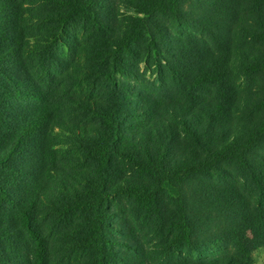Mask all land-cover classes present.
Listing matches in <instances>:
<instances>
[{"label":"trees","instance_id":"obj_1","mask_svg":"<svg viewBox=\"0 0 264 264\" xmlns=\"http://www.w3.org/2000/svg\"><path fill=\"white\" fill-rule=\"evenodd\" d=\"M108 1L48 0L52 11L39 20L50 36L36 44L21 0H0V264H52L42 210L55 226L83 213L72 249L91 253L92 264H116V246L127 244L114 238L115 202L126 213L129 203L138 215L146 210L177 264H256L264 247V0H117L121 14ZM79 21L94 36L81 77L109 86L100 100L61 87L70 65L59 46L75 47ZM142 63L168 74L180 96L169 102L171 119L141 133L148 108L138 112L125 83L141 79ZM66 111L99 127L71 123ZM59 130L92 168L73 192L58 172ZM175 136L190 148L169 160L164 146ZM123 164L156 179L125 177ZM192 181L205 204L199 211L184 195ZM172 189L167 228L159 196ZM216 221L220 235L202 244L197 234Z\"/></svg>","mask_w":264,"mask_h":264},{"label":"rangeland","instance_id":"obj_2","mask_svg":"<svg viewBox=\"0 0 264 264\" xmlns=\"http://www.w3.org/2000/svg\"><path fill=\"white\" fill-rule=\"evenodd\" d=\"M115 2L113 8L116 9L117 14L125 13V7L119 6L117 0H109L110 6L112 2ZM22 5L25 9V14L27 20L30 21L27 29L36 34L35 40L36 44L41 41L47 40L50 36V24L47 22H42L40 18H47V16L52 11V7L48 3V0H21ZM107 3V4H108ZM117 3V5H116ZM109 8H106V17H108L109 12H112L114 16L115 13ZM212 7H209L207 13L212 12ZM110 16V15H109ZM107 21H112V17L107 19ZM74 32L78 35V41L75 43V47L69 50L68 43L66 44L63 40V44L59 46V53L66 60L67 65H70L66 69L67 80L61 84L64 91H69L74 93L78 97H86L87 93L93 94V97L101 99L106 96L109 86L105 84L102 80L89 81L92 85L90 87L88 81L82 78L83 71L90 68L92 65L90 63V57L88 56L87 49L89 45L94 42V36L91 33L82 32L83 23ZM171 26V34L169 38H180L177 34V29L173 25ZM169 23V24H170ZM119 25V24H118ZM82 26V27H81ZM187 28V27H186ZM188 29H191L188 27ZM69 40V39H65ZM165 58H170L169 50L164 48ZM139 73L141 79L139 80H126V87H130V94L133 101L138 103V112H142L145 108H148V115L144 117V122L142 124L136 125V132H143L146 128L157 129L163 120L171 119L168 113L169 102H176L180 96L178 87L171 82L168 74H156L152 66L146 68L145 64L142 63L139 67ZM125 81V80H123ZM89 88H92L89 90ZM135 95V96H134ZM136 95H142L141 98H137ZM186 98H184V101ZM134 101V102H135ZM69 113L63 115V117L73 123L72 121H77L80 124L93 125L99 127V124L89 120L85 116L77 115L73 118L68 116ZM75 118L77 120H75ZM56 136L57 151L59 159L58 172L61 177L65 178L66 184H68V189L72 192L81 187V180L84 174L92 171L91 166L85 162V158L82 155V151L74 144H72V138L65 132L57 131ZM151 137V135H150ZM164 148H170V155H168L169 160H174L178 158L181 154H185L189 150V143L186 139L179 138L178 136L173 137L171 142H167ZM58 173V174H59ZM123 174L125 177L131 178H141L146 181L153 183L156 179V175L152 174H139L132 170L129 166L123 164ZM53 186V190H57L55 183H50L48 190ZM175 189H177L175 187ZM173 192V193H172ZM173 194V195H172ZM197 191V184L195 181L186 182L184 186V195L187 196L189 204H194V209L199 211L200 208H204L205 204L200 198ZM177 196L172 190L169 193H162L159 196V208H161V215L165 222V226L171 224L170 220L174 217L175 212V201L174 198ZM128 213L126 211L120 210L118 203L115 202L112 205V216L113 224L115 226L114 238L120 242H124L127 246L118 245L116 246V254L119 260L116 264H177L174 259L170 256L168 251L166 252V242L162 236V228L160 226L156 227V224L152 220L146 218V210L142 214H136V211L132 209V205L129 203ZM39 217V225L44 230L48 237L50 243V259L52 264H92L91 263V253L86 250L72 249L74 238L80 235L82 232V227L85 224V215L81 212L70 214L65 221H63L60 226H55L54 216H50L46 213V210L41 211ZM216 223L212 225V229L207 231L208 223L202 226L203 232L197 234L199 236L200 242L202 244L207 243L208 240L214 239L212 235H220V227ZM118 231V232H117ZM173 233L170 234L171 238ZM165 245V246H164ZM212 250V248H211ZM216 252L217 249L212 250ZM209 253L208 249L202 250L198 257ZM188 253L185 252V256ZM254 259L256 264H264V247L257 249L254 254Z\"/></svg>","mask_w":264,"mask_h":264}]
</instances>
